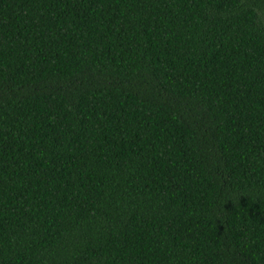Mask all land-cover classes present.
I'll use <instances>...</instances> for the list:
<instances>
[{
  "label": "trees",
  "instance_id": "trees-1",
  "mask_svg": "<svg viewBox=\"0 0 264 264\" xmlns=\"http://www.w3.org/2000/svg\"><path fill=\"white\" fill-rule=\"evenodd\" d=\"M0 264H264V0H0Z\"/></svg>",
  "mask_w": 264,
  "mask_h": 264
}]
</instances>
